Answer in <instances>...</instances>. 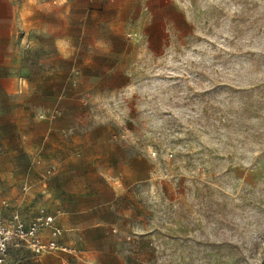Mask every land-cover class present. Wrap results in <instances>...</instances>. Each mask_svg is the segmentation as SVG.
I'll return each mask as SVG.
<instances>
[{
	"label": "rangeland",
	"instance_id": "obj_1",
	"mask_svg": "<svg viewBox=\"0 0 264 264\" xmlns=\"http://www.w3.org/2000/svg\"><path fill=\"white\" fill-rule=\"evenodd\" d=\"M185 10L184 39L137 56L112 95L72 103V157L147 160L138 169L153 182L138 207L153 239L135 264H264V0H185ZM9 122L0 120L5 220L25 202L39 207V189L62 169L18 157Z\"/></svg>",
	"mask_w": 264,
	"mask_h": 264
},
{
	"label": "crops",
	"instance_id": "obj_2",
	"mask_svg": "<svg viewBox=\"0 0 264 264\" xmlns=\"http://www.w3.org/2000/svg\"><path fill=\"white\" fill-rule=\"evenodd\" d=\"M189 30L185 0H0V120L15 128L5 142L28 165L44 158L62 168L39 189V207L25 202L6 219L17 213L29 223L44 209L69 250L10 248L5 264H135L139 248L152 245L138 207L139 188L153 182L138 169L147 160L73 159L68 119L73 102L112 95L137 56H161Z\"/></svg>",
	"mask_w": 264,
	"mask_h": 264
},
{
	"label": "built area",
	"instance_id": "obj_3",
	"mask_svg": "<svg viewBox=\"0 0 264 264\" xmlns=\"http://www.w3.org/2000/svg\"><path fill=\"white\" fill-rule=\"evenodd\" d=\"M8 206L0 188V209ZM43 231L49 232L50 239L40 238L39 235ZM61 235L62 230L55 225V218L44 209H40L29 223H25L17 213L12 214L9 220L0 215V264L6 263L10 248H26L36 256L50 253L67 254L69 250L58 242Z\"/></svg>",
	"mask_w": 264,
	"mask_h": 264
}]
</instances>
